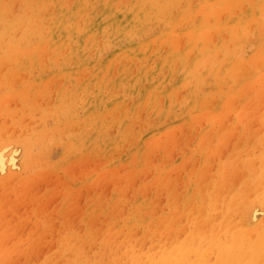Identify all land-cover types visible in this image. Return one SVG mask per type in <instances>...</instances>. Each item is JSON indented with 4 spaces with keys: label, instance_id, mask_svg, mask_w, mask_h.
Instances as JSON below:
<instances>
[{
    "label": "bare ground",
    "instance_id": "bare-ground-1",
    "mask_svg": "<svg viewBox=\"0 0 264 264\" xmlns=\"http://www.w3.org/2000/svg\"><path fill=\"white\" fill-rule=\"evenodd\" d=\"M118 1L120 2L119 4L116 3ZM183 1L184 0H182V2ZM189 1L190 0H185L186 4L191 3V1L190 2ZM207 1H209V0H207ZM235 1H238V2H236L237 5L240 2V0H235ZM235 1H234V3H235ZM262 1H264V0H262ZM15 2L20 7V11L19 12L16 11L17 14H16V12H15V14H12V8H13V4H15ZM182 2H181V0H162V2H160V0H139V4H138L137 0H100L99 1L100 13L95 14V9H91L93 2L91 3L89 0H0V25L2 26V28L0 30V84L7 83L8 86L10 85L11 81L17 76V73H19L18 72L19 67L24 66L25 68H27L26 72H28V74H29V71L31 72L34 67H36L37 65H41L40 64L41 61L39 60V58H38V60L34 58L36 56H40V55H38V54H41L40 51L43 52V54L47 60V62H45V63L55 65V64H58V61H56V56L58 54H63L64 55L63 57H65V59H66V57L68 55L70 57V54L71 53L73 54V52H75L76 54L74 56L76 57L77 54L79 55V54L84 53L85 52L84 50L86 47L88 49H90L89 47H92L90 45L95 43V37H97V39H98L99 35H100L99 37H102L103 34L105 36V33L109 34V32H111V34H114V35L126 34L127 38H128V36L131 37V35H134L136 32L135 31L136 29L134 30V27H133L136 24V23H134L136 20H138L140 22L141 20L143 21V19H145V21H146V18L159 19V17H161V15L165 14L166 12L171 11V13H172V10H170L171 7L174 9H177L179 12H181V14L183 15V19H184V22L181 23V28L183 26H185V27H187L186 30H184L182 28L183 31H181L179 29V31H181V32L178 33L177 35H173L172 30H169V31L166 30L168 32L164 33L165 32L164 31L163 34H161L160 36H158V34H160L158 31V34L156 35V37L158 36L157 38L149 39L148 37H146L144 40V43H142L141 45H137L139 43L137 41L138 42L137 44L131 43L130 46L124 47L121 52L115 53V55H113L115 57L113 59H111V60H114L112 62H115L116 59H119V60H116L117 62H119V61L121 62V60L123 59L124 61H128L126 64H125V62L124 63L121 62L123 64V67L124 66L127 67V66H131V65L135 64L136 59L134 58V56H136V58H138V60H137L138 63H140V61H141L140 58H143V57L147 58L146 57L147 56L146 48L148 47L149 42L156 40L154 42L158 43V45L159 44H161L163 46L165 44L168 45L169 50H170V55L173 58L180 61L181 67H179L177 69V73L181 79L180 81H182V82L184 81V83L189 82V84L192 87H194L195 85H197L200 82L203 73L210 72L214 76H215V74H217L218 63H219L218 55L220 53V52L218 53V51H221L224 58L230 59V65L227 67L228 70L226 72H230L229 74L232 75L231 78L233 81H232V84L227 87V90L220 94V96H221L220 100L221 101L220 100L219 101L220 102L223 101V102H222V104H220V103L219 104L222 106L223 105L225 106L226 103L231 102L235 98V99H237V101H235L236 104L234 103L233 106H235V108H236V105H237V103H239L240 100L238 101V97L236 98L234 96H236L237 94L240 96V92H243V93L249 94V95L252 94V97H251L252 100H250V103L248 102L249 100H246V99L245 100L250 105L252 102L255 103V105H252V107H250V109L252 108L253 111L250 112L249 116H247V113H246V110L249 109V106H248V109H245V111H244L245 113L243 115L241 113L236 114L238 112V111H236V109L238 108L237 110H240L239 107L241 105H244L245 101L240 102L239 104H241V105L239 107H237L236 109L233 107L235 112H236L235 115H233V116H231L232 114H230V115L228 114L227 116H222L219 119L218 118L215 119L214 122H212L214 117H211V115H209V114H207V116L209 115L210 118H212V120H211L212 125H213L212 129H214V130L215 129L219 130V127H221L224 124V120L228 119V118H231L229 120V122L232 126L233 125L239 126L237 134H236V139L234 140V142L235 141L236 142L235 143L232 142L233 146H231V149H233V150L237 149L239 144H240V141L242 140L241 138L244 135H246L247 132H249L251 134L250 136L252 137V139L254 138L253 144L257 147V152L259 151L256 154L255 153L256 149L253 150V147H251V148L253 151H255L254 154H253V151H250L251 149L244 151L245 149H247V146H248L247 139L249 140V138L246 136L247 139L243 138L246 140L244 142L245 145H244L243 149L237 150V151L232 150L233 152H230L231 156L229 158L226 155H224V158L225 157H227V158H225L224 160L222 159L223 161L218 160L216 162L217 164L216 163L214 164L216 167H218V169L215 168V166H214L213 170H215V171L210 172L211 177L209 175V178H210L209 180L206 179V181H202L201 178L203 176H205L206 174H203V176H202V175H199L200 173H198L197 178H199V177H201V178L195 179V175H196L195 173H197V171L199 169H201L200 168L201 165H203L206 162V161L205 162L201 161V163L198 166H196V169H195L196 171L194 172V175H193L194 179H192L193 177L191 178V175H190V177L187 176L186 178H184L183 179V186L179 192H175V190H173L174 188H171L169 186L170 184L167 185L168 181L171 178L170 179H168V178L164 179L165 175L162 174L163 177L162 176H161V178L159 177L161 182H159L158 185H160L161 183L163 184L162 189L165 190L167 202L165 204H163L162 206H164V207L167 206L168 209L167 208L166 209L168 211L167 212H164V211L159 212V210H158V214L156 213L157 215H155V221H156L155 225L152 223H151V225L146 223L144 228L142 230H140L141 231L140 233H138L139 229L136 230V228L134 226L138 220L139 214L142 215L141 216V219H142L143 217L149 215V212L152 211V208H153L152 203L153 202L149 201L148 198H147V200L149 201L148 202L149 205L146 204V208H145L144 212L138 211V213H137V209H136L137 206L136 205L132 206V205L128 204L131 199L129 200V202L123 204V206H120V204H118L117 202L114 203V212L111 214L115 213V214H117V216L125 217V215L128 212L133 213V221H130L128 224L124 223V225H126V227H127L126 230H124V227H120L119 229H114V225H112V223L110 222L111 220L107 222L104 219L105 221L102 220L101 223L96 221L97 223H99L98 226L96 224L92 225V223H94V220L91 224H90V222L86 221V218L84 220H82L81 221L82 227L84 228L83 230L85 231L84 235L87 236V239H81V237L78 234H76L78 232H72V231L70 232L69 226H68L69 222L67 223L68 217L65 216L64 218H61L62 214L59 212L61 214V215L59 214L61 219H59V217H58V219L60 220L59 225H57V226H59V230L54 235V237H53L52 241L49 243V245H47V250L45 249L46 252L44 251L43 256L38 257L36 255V253H35L36 257L34 255V252L38 248L37 240L39 238V235H37V233H36L38 231L36 230L35 226H32L30 229H34L33 231H29L30 229H28L29 234H30L29 237L31 236L30 238L32 239V244L30 246L28 245L24 248L21 246V244H18L17 241L12 243L9 248H6L5 244L3 245L4 247H2V244H1V247H0V264H11V263L12 264H264V218H261V219L259 218L260 220L257 222L254 221V218L256 217V215L258 213H260V211H258L259 209H257V207H258L257 204H260L261 208H264V144H262V146L257 145V141H258L257 136L261 135V137H264V102H262V104H260V102L257 101L261 97H264V60H262L261 62H257L256 57H254L255 59H253V57H250V54H249V56H247L245 58L241 57V55H242L241 52L242 53L245 52V51L241 50L242 47H244L243 45L244 44L249 45L247 48V52H248L250 47L253 45L252 41H254V43L256 45V50L259 48V51H260V47H261L260 45L262 43H264V13H262V16H260L259 18H256V17L254 18L253 15H251V12H249V11L242 12V11L238 10L239 13L235 17L234 13H233L234 11L232 12L230 9L226 8V11L224 12L225 17L222 20V23L219 22L221 24H219L217 26V29H218L217 33L220 34L218 40L215 43H213L212 46H206V45L204 46L203 44H205L206 39H208L210 34L214 33L215 28L213 27L214 29H213L212 33L210 31H208L210 34L204 37L203 35H205L206 32L204 34L202 33L203 28L207 27L210 24V22L209 21H202V23L199 22L198 24L195 25L193 20H192V18H193L192 14L191 13L185 14L182 10H180L182 8L181 7ZM232 2H233V0H232ZM261 2L258 4L260 5ZM195 3H197V6H202V8L197 7L199 10H201V9L203 10V8H205V5H207L206 0H198V2H195ZM195 3H193V4H195ZM230 3H231V0H227V6L228 7H229L228 4H230ZM145 4H147V5L149 4V6H147L148 9L147 8L144 9L145 6H143V5H145ZM203 4H205L204 7H203ZM224 5L226 6L225 2L223 4V6ZM89 6H91V7H89ZM190 6H191V4H190ZM194 6L192 5V7H194ZM211 6H212V3H211ZM27 7L31 8L30 13H28L26 11ZM213 8H215V6ZM218 8L219 9L215 8L216 11L222 10L221 6H218ZM215 9H213L212 11H214ZM235 9H237V8L235 7ZM262 9H264V8H262ZM54 10H57L59 13V16L57 18H53V16H52L53 13H55ZM223 10H225V7H223ZM150 11H152L153 14ZM194 11L195 10H193V12ZM197 11H196V13H198ZM203 11H205V10H203ZM215 13H217V12H215ZM177 14H179V13H177ZM212 14H213V12H212ZM217 14L218 15H216V16H218V18H219V19H217V21H218L222 18L223 15H221V14H223V13L222 12L220 13L221 17H219V12ZM90 16H93V18H94L93 21H89V20H91L89 18ZM125 16L127 18L123 21L122 18H124ZM197 16H198V14H197ZM169 17H170V15H169ZM175 17H176V15H175ZM175 17H173V18H175ZM207 17H209V16H207ZM207 17L205 16L204 18L207 19ZM150 19H149V21H150ZM209 19H210V17H209ZM168 20L166 21L167 22L166 26L169 29L170 28L172 29V28H174L175 23L176 22L179 23V21L181 19L179 17L177 19H173V20L170 19L169 21ZM217 21H215L216 25H217ZM159 22H161V21L159 20ZM252 23L254 26L250 27V29H249L248 26L249 25L251 26ZM143 25H141V26H143ZM177 25L180 26L179 24H177ZM162 26H160V29ZM142 28H141V30H142ZM146 28L149 31L150 24L148 26H146ZM217 29H215V30H217ZM141 30H140V33H141ZM148 31L146 30L145 32H148ZM194 31H196V33ZM142 32H143V30H142ZM193 32H194V34H193ZM140 33H138V34H140ZM77 34L80 35V38L78 41L75 40V37ZM215 35H216V32H215ZM104 36H103V38H104ZM140 36L142 37L144 35H142V33H141ZM149 36H151V35H149ZM33 37H34V39H33ZM22 38H26V41H27V43L24 46H21V43H20V42L24 41V40L20 41V39H22ZM107 38H109V37H106V39L103 40V43H106V45H108L107 44V42H108ZM214 38H216V37H214ZM214 38H213L212 42L215 40ZM146 39L151 40V41H147ZM179 39L183 40V46H184V49H183L184 52L183 53H180L179 49H177L178 48L177 47V41ZM250 41L252 44L249 43ZM154 42L150 43L149 46L150 45L153 46ZM231 42H232L233 46H230ZM106 45H104V46H106ZM194 45H196V47H197V56H196V59L193 61L194 66L193 67L191 66L192 68L189 69L188 71H186L183 69V67H184L183 66L184 56L186 55V57H187L186 52ZM94 46H96V45L94 44ZM104 46H102V48ZM97 47H99V43L97 44ZM209 47H211V48H209ZM153 48H154V46H153ZM87 50H86V52H87ZM90 50H92V49H90ZM156 50H157V48H156ZM98 51H97V53H98ZM153 51H155V50H153ZM86 52H85V54H86ZM91 52L93 54V51H91ZM262 54H264V53H262ZM189 56H190V52H189ZM45 58H43V60ZM77 58H79V57L77 56ZM153 58H155V57H153ZM262 58H264V57H262ZM164 59H165V57H164ZM175 59L174 60L173 59L167 60L165 62L166 66H167L166 70L168 71V74L173 73V70L171 67L176 64V63L173 64L174 61L175 62L177 61ZM107 60H109V59H107ZM143 60H144V58H143ZM155 60H157V56H156ZM257 60L259 61L260 58H257ZM67 62H68V60H67ZM148 62H147V64H148ZM63 63L65 64V62H63ZM107 63L110 64V62H107ZM162 63L160 62V64H162ZM64 64L61 63L60 68L62 69V72L65 73V79H68L72 74L66 70L67 67ZM141 64H144V63H141ZM153 64H154V62L152 63V66H153ZM67 65H69V64H67ZM113 65H114V63H113ZM4 67L7 68L6 71H3L5 69ZM56 67H58V66H56ZM98 67H100V66H98ZM117 67H121V65H119ZM160 67L158 68L159 71H160ZM2 68H4V69L2 70ZM38 68H39V66H38ZM107 68H108V66H107ZM147 68L149 70L150 67H146V69ZM126 69L127 68H125V71H127ZM138 69H139V67H138ZM119 70H121V69H119ZM122 70H124V69L122 68ZM157 71H156V74H157ZM102 72L103 71L101 70L100 73L96 74L95 78H93L91 80V85H93L94 88H100L101 87L100 76H101ZM90 73H92V72H90ZM110 74H111V70H110V73L108 74V76ZM138 74H140V72H138L137 75ZM104 75H106V74H104ZM122 75H124V74H121L120 77ZM150 75H151V73H150ZM162 76H160L161 79L163 78ZM144 77H145V75H144ZM151 77L153 79V77L155 78V75L151 76ZM254 77H258V78L260 77L259 78L260 83L258 82L257 83L258 85H256V84L252 85L255 82L251 81L252 82L251 85H248L247 79L251 78V79L255 80ZM106 79H108V77ZM159 80H160V78H159ZM173 80H175V79H173ZM21 81H23V80H21ZM85 82H83L84 87L86 86ZM104 82H106V81L104 80ZM23 83L22 82L19 83V84H21L20 86H22ZM34 84H35V82H34ZM153 84H155V83H153ZM157 84H158V82H157ZM12 85H17V84H12ZM29 85L25 84V86H24V84H23V86L20 88L16 87V88H18L17 91L15 90L16 92L14 91L18 96V98H16V100L18 99L17 103H14V104H15V106H19V109H20L19 117L17 119L14 116V115H16V112H15L16 110L13 109V111H11V109L9 107H8L9 110H7V108L4 104L6 101L3 103H0V114H5V115L11 114L10 130H13L11 128V126L15 128V126L17 124L20 125L22 123V120L24 119L23 118V112H24L23 109L25 106H27L28 109L30 110L29 114L31 116H32L31 111L35 107H37L41 112L40 117L42 120L46 117V115H48V112L50 111V110L48 111V108L46 106V103L49 104L50 101H49V103H48V101L46 103L42 102L43 99H46V98H44V94L41 95L42 97L40 96V99H41L40 101L38 100V102H36L34 100V97L36 98L39 94H41L42 88L44 91H46V89L43 87L44 85L42 84V80H41V83L39 84V87H37V88L34 87L35 85H33V84L30 85V86H32V90H31ZM182 85H183V83H181V86ZM151 87L155 88L154 85H152ZM107 88H106V90H107ZM161 88H162V86H161ZM184 88L186 89L185 85H184ZM103 89L104 88H102L99 91L100 97H103L105 95L104 93L106 90L104 89V91H103ZM155 89H154V91H155ZM158 89H156V90H158ZM174 90H173V93L176 94L177 91L174 92ZM180 90H182V88ZM29 91H30V93L32 92V97L34 95L33 98L30 95L28 97H25L26 96L25 94H30ZM52 92H54V94L52 93L51 97H52V95L55 97V99L53 101L54 104L51 106V108H53V106H55V108H53L51 111L52 115L55 118L54 120H57V122H58L59 121V114L62 113V114H65L64 116H65V120H67V123L69 121H72L76 116L75 112H77V109L75 108V106L78 105V101H79V99L76 101V99L78 97V96L76 97L77 90L74 94H71V96L66 98V96L64 95V93H65L64 83L63 84L59 83V86L56 87ZM91 92H93V91H91ZM91 92H90V94H92ZM147 92L149 93V91H147ZM147 92H145L146 95H147ZM167 92L169 93L170 91H167ZM187 92H188V90H187ZM15 93L13 95H12V93L9 95L14 96ZM84 94L87 95V93H83V95ZM177 94L179 95L178 92H177ZM189 94L190 93L186 94V96H188V98H189ZM158 95H159V93H158ZM182 95H183V93H181V97H182ZM212 95H213V97L211 96L212 100H215V98H216L215 96H217V94L215 96H214V94H212ZM253 95H254V97H253ZM29 97H31L32 100H30ZM120 97H121V95L120 96L117 95V92H116V94H113L112 95V102L110 104L116 103V101L118 104L120 99H121ZM144 97H141L139 100H134L133 106L131 109V112L136 110L139 113V117H140L141 111H139L140 109L137 110L138 106H139L138 103L141 102V104H142L144 102V104H145L147 98H144ZM153 97L155 99V96H151L149 99V102L147 103L148 108L151 106V104L154 100ZM211 98L209 97V100ZM80 99H81V97H80ZM85 99H83L82 101H84ZM100 99L101 100H98V102L103 100L102 98H100ZM185 99L186 98H184V101H185ZM249 99H250V97H249ZM12 100L10 97L9 102ZM47 100H49V97L47 98ZM52 100H53V98H52ZM200 100H202V98ZM212 100H211V102H214ZM181 101H182V98H181L180 102ZM80 102H81V100H80ZM86 102H87L86 106L84 105L82 107V105H81V107L84 111L83 112L84 115H82V116L83 117L85 116L84 117L85 123H84V127L81 128L80 138H78L77 134H76L75 129H77V128L72 127L69 124H67V125L65 124L66 126H64L63 129L61 128L62 130L55 127V130L49 131L48 128L44 127L43 122H42L43 127L41 129H39L37 132L33 131L34 133L32 132V136L31 135H29V137L22 136L23 131L20 132V133H22L20 135L18 133H16L18 130L16 132L12 131L13 133L10 131L11 133L6 140L8 141V140L14 139L15 141H17L18 146L20 147L22 154H23L25 159H31L30 158L31 155H30L29 151L32 149L33 144L39 145V141H45V139H47L45 141V143H46L48 140L49 141L53 140V138L57 135H60L62 137V134H65V136L67 138L66 142L64 143V145L67 149L71 148V147H76L78 149L81 147L82 153L84 151L92 149L91 143H92V141L95 142L93 140L95 136H97V137L100 136L98 138L101 140L102 143H106V147L111 146L113 142L110 141L109 138H108L109 140L104 141L102 139L103 138L102 135H100V131H97V132L94 131V134L91 133L90 128H92V129L94 128V130H96L99 125L103 124L104 118L102 117L103 116L102 112L99 113L98 115L95 114L96 112L94 113V111L96 109L95 106H94V111L91 110V113H88L90 106H93L96 103L94 101V98L91 95H90V97L87 98ZM194 103H195V106L198 104L196 101H194ZM202 103H204V101L203 102L201 101V104ZM206 103H207V101H206ZM231 103H229V105ZM247 104H245L246 107H247ZM9 105L11 106V104H9ZM122 105H123V103H122ZM167 106L170 107L169 104H167ZM11 107H13V106H11ZM100 107L102 108L103 105L101 104ZM151 107H153V106H151ZM220 107H219V109H220ZM243 107H245V106H243ZM222 108H224V107H222ZM243 109L244 108H242V110ZM101 110L103 111V109H101ZM144 110L145 109L143 108L142 114H144L143 113ZM151 110H152V108H151ZM146 111H147V109L145 110V112ZM202 111L200 110L198 112H202ZM213 111H214V109H212L211 112H213ZM230 111H232V110H230ZM230 111L228 113H230ZM131 112H130V115H131ZM208 112L210 113V111H208ZM33 113H34V110H33ZM51 113H49V114H51ZM191 113H192V111H191ZM124 115H126V111H125ZM196 115H198V114H196ZM27 116H29V115L27 114L26 117ZM33 116H34V114H33ZM133 116H135V115H133ZM192 117H193V119L195 118L194 116H192ZM149 119H150V117L148 118V121H149ZM35 120H36V118H35ZM144 120L145 121H143V122H147V125H148L149 122L146 119H144ZM197 120H199V118ZM5 121L6 120L3 121V123H4L3 126H0V127H2L0 130H2V131H4L5 129L7 131V128H4V127H7V125H9L8 124L9 122L5 123ZM55 124H58V123H55ZM198 124H200V123H198ZM0 125H1V123H0ZM35 125L36 124H34V128H35ZM127 125H128V123L124 124L123 126L121 124L120 129H119V131H120L119 135L123 136V141L128 136H130L131 134H134V131H135L131 127H127ZM142 125H143V123H142ZM246 125H250V129L246 130ZM25 127L23 126V129ZM19 128L21 129L22 127L20 126ZM165 128H166V126H165ZM205 128H206V126H205ZM205 128L203 127V130ZM16 129H18V127ZM52 129H54L53 126H52ZM236 130H237V128H236ZM31 131H32V129H31ZM200 133H203V132H200ZM209 133L207 134L208 135L207 137L205 136L207 139L210 138ZM215 133H216V131H215ZM211 134H212V132H211ZM6 135L8 136V134H6ZM202 135H200V137ZM205 137H202L205 139L204 142L206 141ZM211 138L214 139V137H211ZM211 138H210V142H208L210 144L212 143ZM228 140L229 139H227V141ZM194 142H195V140H194ZM200 142L201 141H199V143H197L198 149L200 147H202V145H200ZM42 143H44V142H42ZM42 143H41V146L39 145V147H42V145H43ZM210 144L208 146L206 145V147L204 148L205 149L204 154L208 155L210 153L215 152V148H214L215 146H216V152L215 153L217 154V152H218L217 146L218 145H212V144L210 145ZM214 144H216V143H214ZM226 145H228V144H226ZM144 148H146V147H144ZM141 150H142V148H141ZM145 150H147V149L142 150L141 157H142V154L144 155ZM220 152H222V150ZM28 154L30 155V157H28L29 156ZM219 154H217V156ZM190 155H192V153H190L188 155V157H190ZM235 155H237V157H235ZM143 157H145V155ZM0 159H1V157H0ZM133 159H136V158H132V160ZM218 159H220V157ZM207 160H209V159H207ZM257 160H258V162H257ZM255 162H257V164ZM30 163H32L33 166L34 165L39 166L41 162L38 158L35 157L34 159H31ZM208 166H210V165H208ZM219 167H221V168L219 169ZM216 169H217V172H220V173H218L220 175V177L218 176L219 178H217V179L215 176V175H217ZM199 171L200 172L202 171V173H206L203 170H199ZM163 172H165V171H163ZM13 174L15 175V173H13ZM13 174H11V173L8 174L6 180H3V179L0 180V199H1V201H0V217H1V220H0V239L5 238V235H6L3 223H6V222L8 223V221H9V220L5 221V218L7 216V215H5V211L7 209L4 208L3 203H4V201H8L10 199V193H11L12 189L17 188V186H19V183H20L19 180H15L13 182V178L11 177V175H13ZM170 174L171 173H168L167 175H169V177H170ZM171 177H172V179H174L173 176H171ZM11 178H12V180H11ZM151 180H153V179H151ZM154 180H157V179L155 178ZM127 181L131 182V180H129V179H127ZM145 183H142L141 187L146 192L147 184H145ZM241 184L245 185L247 187V190H249V195L247 196V198L244 197V194L248 191H245L246 190L245 188H240V186L241 187L243 186ZM18 189L19 188H17V190ZM117 193H118L117 189L114 188L112 198L116 199ZM129 195H132V194H129ZM146 195H148V194H146ZM146 195H144V196H146ZM135 196H137V195L135 194ZM132 197H134V196H132ZM243 197L246 199H243ZM135 198H133V199H135ZM179 198H180L181 203H178ZM206 199L208 200L209 203L212 201L214 202L213 207L216 205V201H217L216 199L219 200V202L217 203L216 209H215V207L211 208V209L209 208V210H211L212 212L206 210L207 207H206V203L204 202ZM67 202H69V200ZM65 203L63 201V204H65ZM210 205H212V204H210ZM254 205H256L257 207L255 208ZM94 206L96 207V205H94ZM252 206H254V207H252ZM132 207H134V209ZM93 208L91 207L90 209H93ZM253 208H255L256 211H258V213L256 212V214H254L255 211L253 210ZM163 210H165V209L163 208ZM250 211H251V213H250ZM261 211H264V210H261ZM155 212H153V213H155ZM118 213H120V214L118 215ZM39 214H41V213H39ZM212 214H213V216H212ZM252 214H253V217L255 215L254 218L252 217ZM113 218H114V216H113ZM44 220L46 221L45 226L47 227L49 225V220L46 219V217L44 218ZM123 220H124V218H123ZM9 223H11V222H9ZM70 223H72V221H70ZM70 223H69V225H70ZM37 225H38V223H37ZM12 226L14 227L15 231H17L16 228L19 229L20 227H22V225L20 224V220H18V219L14 220ZM78 228L80 229L81 227L79 226ZM172 229L174 230V236L171 239H169L168 233L166 235V232H168L169 230H172ZM156 237H157V240H155ZM25 239L27 240V238H25ZM28 240H30V239L28 238ZM130 250L133 253H130Z\"/></svg>",
    "mask_w": 264,
    "mask_h": 264
},
{
    "label": "rangeland",
    "instance_id": "rangeland-1",
    "mask_svg": "<svg viewBox=\"0 0 264 264\" xmlns=\"http://www.w3.org/2000/svg\"><path fill=\"white\" fill-rule=\"evenodd\" d=\"M89 1L91 3L93 2V5L91 4L92 7L91 6H89V7H91V9H95V14H99L100 13V11H99L100 10V6H99L100 0H97V1L96 0H89ZM190 1H191V3L186 4L185 0L183 2L181 0V2H182L181 7L182 8L180 10H182L185 14L191 13L192 17H193L192 20H193L195 25L198 24L199 22L202 23V21H209L210 22V24L207 27L203 28L202 33L204 34L206 32L205 35H203L204 37L210 34L208 31H210L212 33L213 29L214 28L217 29V26L222 23V20L225 17L224 12L226 11V8L230 9L232 12L234 11L233 13H234L235 17L238 15L239 11H242V12L249 11V12H251V15H253L254 18L255 17L259 18L260 16H262V13H264V9H262V8H264V1H262V0H240L238 5L236 4V2H238V1L233 0V2H232V0H231V3L228 4L229 7L227 6V0H209V1L206 0L207 5L203 4V7L205 5V8H203V10H205V11H203L202 9L199 10L197 8V7L202 8V6H197V3H195V2H198V0H190ZM234 1H235V3H234ZM160 2H162V0H160ZM224 2H225L227 7L225 5L223 6ZM260 2L262 5L258 4ZM116 3L119 4L120 2L118 1ZM137 3L139 4V0H137ZM193 3H195V4H193ZM211 3H212V6H211ZM16 4H17L16 2H15V4H13L12 14H15L16 11L17 12L20 11V7L18 6V4L17 5ZM190 4H191V6H190ZM192 5L193 6L195 5V6L192 7ZM217 5L221 6V8H222L221 11H219V10L216 11V9H219ZM143 6H145L144 9H146V8L148 9L147 6H149V4L148 5L145 4ZM214 6L216 9L213 8ZM223 7H225V10H223ZM235 7L237 9H235ZM213 9H215V10L212 11ZM170 10H172V13H171V11L166 12L165 14H162L161 17H159V19L146 18V21H145V19H143V21L141 20L140 22L138 20H136L137 22L135 21L134 23H136V24L133 26L134 30L136 29L135 30L136 32L134 35H131V37L128 36V38H127L126 34L114 35V34H111V32H109V34L105 33V36H104V34L102 33L104 38H103V36L99 37L100 35L98 36V39H97V37H95V43L94 44L96 46H94V44L90 45L92 47L88 46L92 50H90L86 47L88 49L87 50L85 48V50H84L85 52L87 50L86 54L84 52V53L79 54V55L77 54L75 57L74 55L76 53L73 52V54L71 53L70 57L68 55L66 57V59H65V57H63L64 56L63 54H58L56 56V61H58V64H55V65L45 63V62H47V60H46L43 52L40 51L41 54H38V55H40L41 57L36 56L34 58L37 60L39 58V60L41 61V63H40L41 65H37L36 67H34L33 68L34 70L32 69L31 72L29 71V74H28V72H26L27 68H25L24 66H22L23 68L19 67V69H18L19 73H17V76L13 79L14 81L13 80L11 81V83L9 85L10 87L7 85V83L0 84V87H1L0 88V103H3L6 101L4 104L7 108V110H9L8 107L11 109V111H13V109L16 110L15 112H16L17 116L14 115L16 119L19 117V113H20L19 106H15V104H14V103H17V100H18V99L16 100V98H18L17 94L15 93L18 89L16 87L20 88L23 86V84H24V86H25V84H27V85L33 84V85H35L34 87L37 88V87H39V84L41 83V80H42V84L44 85L43 87L46 89V91H44L43 88L41 87L43 91L41 90V94H39L36 98L33 95L34 100L36 102H38V100L40 101L41 100L40 96L42 94H44V98H46V99H43L42 102L46 103L48 101V103H49V101H50L49 104L46 103L48 111L49 110L50 111L48 112V115H46V117L44 118L45 120L41 119V117H40L41 112L37 107H35L36 109L35 108L33 109L34 113H33V110L31 111V113H32V116H31L29 114L30 110L28 109L27 106H25L23 109L24 110V112H23V118L24 119L22 120V123L20 125L15 124L16 125L15 128L11 126V128L13 130H10L11 114H7V115L0 114V120H1L0 126H3L4 120H6L5 123L9 122L8 123L9 125H7V127H4V128H7V131H6V129L4 131L0 130V133L2 132L0 134V152H1L0 153V157H1V159H0V180H2V179L6 180L8 174L15 173V175L14 174L11 175V177L13 178V182L15 180H19V182H20L19 186H17V188H19V189L18 190H17V188H14L15 190L12 189V191L10 193V199L8 201H4V203H3L4 208L7 209L5 211V215H7L5 218V221L6 220L7 221L9 220V221H8V223L7 222L3 223L6 235H5V238L0 239V247H1V244H2V247H4L3 245L5 244L6 248H9L10 245L12 243H14L15 241H17L18 244H21V246L24 248L28 245L30 246L32 244V239L30 238L31 236L29 237V235H30L29 231H33L34 229H30V228L32 226H35L36 230L38 231L36 233H37V235H39V238L37 240L38 248L34 252V255L36 253V255L38 257H41V256H43L44 251L46 252L47 245H49V243L52 241L54 235L59 230V226H57V225H59V222H60L59 219L64 218L65 216L68 217L67 223L68 222L70 223V221H72V223H70V225L68 223L69 231L70 232L71 231L72 232H78L76 234H78L81 237V239H87V236L84 235L85 231L83 230L84 228L82 227V222H81L85 218H86L87 222H90V224L94 220V223H92V225L96 224L97 226L99 225V223H97V222L101 223V221L104 219L107 222L111 220L110 222L112 223V225H114V229H119L120 227H124V230H126L127 227H126V225H124V223L128 224L130 221H133V213L128 212L125 215V217L121 216L122 218L120 216H117V214H115V213L114 214H111V213L114 212V203L115 202L120 204V206H123V204L129 202L130 199H131L130 200L131 203L129 202L128 204H130L132 206L136 205L137 206L136 207L137 213H138V211L144 212V210L146 208V204L149 205V203H148L149 201L153 202L152 203L153 208H152V211L149 212V215H147L141 219L142 215L139 214L138 220L135 223L134 227L136 228V230L139 229L138 233H140L141 232L140 230H142L144 228L146 223L149 225H151V223L155 225V223H156L155 215L158 214V210H159V212H161V211L167 212L168 211L167 206L166 207L162 206L163 204H165L167 202L165 190L162 189L163 184L161 183L160 185H158L159 182H161L160 178H161L162 174L165 175L164 179H166V178L172 179L171 176H173L174 179H172V180L170 179L168 181L167 185L170 184L169 186L171 188H174L173 190H175V192H179L183 186V179L186 178L187 176L190 177V175L192 178L194 175V172L196 171L195 170L196 166H198L201 163V161H204V162L206 161V162L203 165H201V167H200L201 169H199V170H203L206 173H202V171L200 172L198 170L197 173H195L196 174L195 179L197 178L198 173H200L199 175H202V176H203V174H206L202 178L199 177L202 179V181H206V179L209 180L210 179L209 175L211 177L210 172L215 171V170H213L214 166H215L214 164L218 160L223 161L225 158H227V157L229 158L231 156L230 152L241 150L244 148V145H245L244 142L246 140L243 138L247 139V137H248L250 140L249 141L247 139L248 146H247V149H245L244 151H247L250 149H251L250 151H253L254 149H256L255 150L256 152L253 151V154H254V152L256 154L259 152V151L257 152V147L253 144L254 138L252 139V137L250 136L251 134L249 132H247L246 135H244L241 138L242 140L240 139L241 141L239 140L240 144H239L237 149H234V150L231 149V146H233L232 142H234V140L236 139V134H237V131L239 128V126H235V125L232 126L230 124L229 120L231 118L225 119L224 124L221 127H219V130L218 129H215V130L212 129V127H213L212 122H214L215 119H217V118L219 119L222 116H227L228 114L229 115L232 114L231 116L235 115V113H236L234 110L235 106H233V105H234L235 101H237V99H235L234 97H236V98L238 97V101L240 100L239 103L242 101H245V104H247L248 102L250 103V100H252L251 99L252 94L249 95V94H245L243 92H240V96L237 94L236 96L233 97L234 99L231 101L232 103L229 102V103H231L230 105H229V103H226L227 105L225 104V106L220 105L223 102V101L220 102L221 101L220 100V98H221L220 94L222 92H225L227 90V87L230 86L232 84V81H233L231 78L232 75L229 74L230 72H226L228 70L227 67L230 65V59L224 58L221 51H218V53L219 52L220 53L218 55L219 63H218L217 74H215V76H214L210 72L203 73L200 82L197 85H195L194 87H192L189 84V82L184 83V81L183 82L180 81L181 79L177 73V69L179 67H181L180 61H178L177 59L173 58L170 55V50H169L168 45H166V44L164 46L161 44L158 45V43L154 42L156 40L151 41V40L146 39L147 41H151V42H149V44L154 42V44H153L154 48L152 45H150L151 46L150 47L148 44V47L146 48V50H147V56L146 57L147 58L143 57L144 60H143V58H140V60H141L140 63H138V61H137L138 58H136V56H134V58L136 59V61L134 60L135 64L137 63L136 65L134 64L131 66H127V67L124 66L123 67L122 63L125 62V64H126L128 62V61H124L123 59H122L123 61L121 60L122 63L120 61L119 62L116 61L119 59H116L115 62H112L114 60H111V59H113L115 57L113 55H115V53H117V52H121L124 47L130 46L131 43L137 44L139 42L137 45H141L142 43H144V40L146 37H148L149 39H155L158 36H160L161 34H163L164 31H165L164 33H166L169 30H172L173 35H177L181 31H183V29L186 30L187 27H185V26L182 27L183 29L181 28V23L184 22L183 15L181 14V12H179L177 9H174L172 7ZM193 10H195V11L193 12ZM26 11L28 13H30L31 8L27 7ZM54 11H55V13H53L52 16H53V18H57L59 16V13L57 10H54ZM196 11L198 13H196ZM17 12H16V14H17ZM150 12H152V11H150ZM212 12H213V14H212ZM215 12H217V13L219 12V17H221V15H223L222 18L218 21H217V19H219V18H218V16H216L218 14ZM221 12L223 14L220 15ZM177 13H179L180 15ZM152 14H153V12H152ZM197 14H198V16H197ZM169 15H170V17H169ZM175 15H176V17H175ZM172 16L175 18H173ZM205 16L206 17L209 16L210 19H209V17H207V19L204 18ZM179 17L181 20L179 21V23H177V22L175 23L174 28L169 29L166 26V23H167L166 21L168 19L173 20V19H177ZM89 18L91 19L89 21H93V19H94L93 16H90ZM126 18L127 17L125 16L124 18H122V20L124 21ZM149 19L151 22L149 21ZM159 20L161 22H159ZM215 21H217V25L215 24ZM219 22H221V23H219ZM253 23L251 24V26L250 25L248 26L249 29H250V27L254 26ZM149 24H150L151 30L149 29V31H148V29H147L148 27L146 28V26H148ZM177 24H179L180 26H178ZM141 25H143V26H141ZM160 26H162L161 29H160ZM1 28H2V26L0 25V30H1ZM141 28H142L144 33L142 32ZM179 29L181 31H179ZM215 29H214V33L210 34L208 39H206L205 44H203L204 46L205 45L206 46H212L213 43H215L218 40L220 34L217 33L218 29L217 30H215ZM140 30H141L142 35H144L142 37L140 36V34H141ZM146 30L148 32H145ZM166 30H168V31H166ZM158 31L160 34H158ZM194 32L196 33V31H194ZM194 32H193V34H194ZM215 32H216V35H215ZM138 33H140V34H138ZM157 34H158V36L156 37ZM149 35H151V36H149ZM213 36L216 38H214ZM106 37H109V38H107L108 42L110 41L109 43L107 42L108 45H106V43H103V40L106 39ZM79 38H80V35L77 34L75 37V40L78 41ZM213 38L215 40L212 42ZM33 39H34V37H33ZM20 41H23V42H20L21 46H24L27 43L26 38H22V39H20ZM98 43H99V47H97ZM249 43H251V41ZM252 43H253V45L250 47L248 52H247V48L249 45L248 44L243 45L244 47H242L241 50L245 51V52H243V53L241 52V54H242L241 57L245 58V57L249 56V54H250V57H253V59H255L254 57H256V61L261 62L262 60H264V58H262V57H264V54H262V53H264V43H262L260 45L261 46L260 51H259V48L256 50V45H255L254 41H252ZM104 45H106V46H104ZM102 46H104V47L102 48ZM230 46H233L232 42L230 43ZM177 47H178L177 49H179L180 53L184 52V50H183L184 46H183V40L182 39H179L177 41ZM156 48H157V50H156ZM209 48H211V47H209ZM153 50H155V51H153ZM91 51H93V54ZM97 51H98V53H97ZM189 52H190V56H189ZM186 54H187V57L185 55L184 60H183V62H184L183 66L184 67L183 66L182 67L184 70L188 71L189 69H191L194 66L193 61L196 59V56H197L196 45L192 46L186 52ZM77 56L80 59L77 58ZM156 56H157V60H155ZM153 57H155V58H153ZM164 57H165V59H164ZM43 58H45V59L43 60ZM106 58L109 60H107ZM257 58H260V60L258 61ZM172 59L173 60L175 59L178 62L177 61L173 62V64L176 63L174 66L171 67L173 70V73L168 74V71L166 70L167 66H166L165 62L167 60H172ZM67 60H68V62H67ZM151 60L154 62L153 66H152L153 62ZM63 62H65V64ZM107 62H110V64ZM147 62H148V64H147ZM160 62L161 63L163 62V63L160 64ZM61 63L64 64L67 67L66 70L72 74L68 79H65V73L62 72V69L60 68ZM113 63H114V65H113ZM141 63H144V64H141ZM67 64H69V65H67ZM106 65L108 66V68ZM119 65H121V67H117ZM38 66H39V68H38ZM56 66H58V67H56ZM98 66H100V67H98ZM138 67H139V69H138ZM146 67H150L149 70H148V68L146 69ZM159 67H160V71L158 70ZM4 68H2V70L4 69L3 71H6L7 68L6 67H4ZM122 68L124 70H122ZM125 68H127L126 69L127 71H125ZM119 69H121V70H119ZM101 70L103 71L101 76H100L101 87L100 88H94L93 85H91V80L93 78H95L96 74L100 73ZM110 70H111V74L108 76V74L110 73ZM156 71H157V74H156ZM90 72H92V73H90ZM138 72H140V74L137 75ZM150 73H151V75H150ZM104 74H106V75H104ZM121 74H124V75H122L120 77ZM144 75H145V77H144ZM154 75H155V78L153 77V79H152L151 76H154ZM160 76H162L163 78L161 79ZM107 77H108V79H106ZM159 78H160V80H159ZM254 78H255V80H253L251 78L247 79L248 85H251L252 82H255L252 85H255V84L258 85L257 83L258 82L260 83V79H259L260 77L259 78L254 77ZM173 79H175V80H173ZM21 80H23V81H21ZM104 80L106 82H104ZM21 82L22 83L24 82L22 84V86H20L21 84H19ZM34 82H35V84H34ZM83 82L86 83L85 87L83 86V84H84ZM157 82H158V84H157ZM59 83L60 84L64 83V88H65L64 95L66 96V98L71 96V94H74L77 90L76 97L77 96L78 97H77L76 101L79 99L78 105L80 107L78 105H76L77 107L75 106V108L77 109V112L74 111L76 113V116L72 121L68 120L69 121L68 123H67V120H65V116H64L65 114L60 113L59 114V121L57 122V120H54L55 118L51 113L52 109L55 108V106H53V108H51V106L54 104L53 101L55 99V97L53 95L51 97V94L52 93L54 94V92H52V91L56 87L59 86ZM153 83H155V84H153ZM181 83H183V85H182L183 87L181 86ZM12 84H17V85H12ZM152 85H154L156 89L159 88L160 90L159 89L156 90L154 87L152 88L151 87ZM184 85H185L186 89L184 88ZM161 86H162V88H161ZM30 88L32 90V86H30ZM88 88L89 89L91 88V89L89 90ZM102 88H104L105 90L107 88V90L104 93L105 95L103 97H100L99 91ZM181 88H182V90H180ZM104 89H103V91H104ZM154 89H155V91H154ZM173 90H174V92L177 91L179 93V95L177 94V92H176L177 95L174 94ZM187 90H188V92H187ZM91 91H93V92H91ZM115 91L117 92V95H119V96L121 95V97H120L121 102L119 101V103L117 104V101H116V103L110 104L112 102V95L116 94ZM147 91H149L150 94ZM167 91H170V92L168 93ZM13 92L15 93L14 96H12L14 94ZM90 92L92 94H90ZM145 92H147V95L145 94ZM8 93L9 94L12 93V95H9ZM29 93H30V91H29ZM83 93H87V95L86 94L83 95ZM158 93H159V95L160 94L161 95L159 96ZM181 93H183L182 97H181ZM187 93H190L189 98H188V96H186ZM7 94L11 97V100L13 98L15 100L13 99L12 101L9 102L10 97ZM212 94H214V96L217 94V96H215L216 97L215 100H212V98H211V96L213 97ZM25 95H26L25 97H28L29 95L32 97V92L30 94H25ZM90 95L94 98V101L96 103L93 106H90L88 113H91V110L94 111V106H95L96 109H95L94 113L96 112L95 114L98 115L99 113L102 112L103 113L102 117L104 118V122L102 125H99L96 130H94V128L93 129L90 128L91 130L90 129L89 130L91 131L92 134H94V131H96V132L100 131V135H102V137H103L102 139L104 141H107L110 139V141L113 142L111 146L106 147V143H102L101 140L98 138L100 136H98V137L95 136L93 139L95 142L92 141V143H91L92 149L84 151L82 153L81 147L78 149L76 147H71V148L67 149L64 145V143L67 140L65 134H62V137L60 135H57L53 138V140H50V141L48 140L46 143H45V141L47 139H45V141H39L40 146H41L42 142L45 143V144L42 143L43 144L42 147H39L38 144H35V145L33 144V147L31 149L32 151L31 150L29 151L31 157L29 154H28L29 155L28 157H30L31 159H34L36 157L41 162L39 166H35V165L33 166L32 163H30L31 159H25L24 158L22 151H21L20 147L18 146L17 141H15L14 139L8 140V141L6 140L12 131L16 132L18 130L19 132L17 131L16 133H18L19 135L23 133L22 136L29 137V135L32 136L33 131L37 132L39 129H41L43 127V125H44V127L48 128L49 131H51V130H55V127L59 128V129H61V128L63 129V127L66 126L67 124L71 125L72 127L77 128V129H75L76 134H77V137L80 138L81 128L84 127V123H85V118H84L85 116L84 117L82 116V115H84L83 114L84 111H83L82 107L84 105L86 106V104H87L86 100L88 97H90ZM79 96L81 97V99ZM151 96H155V99L153 97V99H154L153 102L151 101L152 102L151 106H153V107H151V106L150 107L152 108V110L150 107L148 108V106H147V103L149 102V99ZM31 97H29L30 100H32V98H33V97L32 98ZM48 97H49V100H47ZM141 97L147 98V100H146L145 104H144V102L142 104H141V102L138 103L139 106H138L137 110L140 109L139 111H141L140 117H139V113L136 110L131 112V109H132L134 100H139ZM209 97L211 98L210 100H209ZM249 97H250V99H249ZM253 97H254V95H253ZM52 98H53V100H52ZM100 98H102L103 100L98 102V100H101ZM181 98H182V101L180 102ZM184 98H186L185 101H184ZM201 98H202V100H200ZM83 99H85V100L82 101ZM245 99L249 100V101L246 102ZM80 100L83 104L80 102ZM211 100L214 102H211ZM194 101H196L198 103L196 106H195ZM201 101L202 102L204 101V103L201 104ZM206 101L208 104L210 102L211 103L208 105L206 103ZM257 101H259L260 104H262V102H264V97H261ZM122 103H123V105H122ZM217 103L218 104L220 103V104L218 105ZM239 103H237L236 108L241 105ZM9 104H11V106H13V107H11ZM101 104L103 105L102 108L100 107ZM167 104H169L170 107H168ZM245 104L241 105L239 107L240 110H237L238 108L237 109L235 108L236 111H238L236 114L241 113L243 115L245 113L244 112L245 109H248V106H249V109L246 110V113H247V116L250 115V112L253 111V109L252 108L250 109V107H252V105H255V103L252 102L251 105L247 104V107ZM81 105H82V107H81ZM243 106H245V107H243ZM219 107H220V109H219ZM222 107H224V108H222ZM143 108L145 110L147 109L146 112H145V110L143 112L144 114L146 113L145 115L142 114ZM242 108H244V109L242 110ZM101 109H103V111ZM212 109H214V111H213L214 113L211 112ZM200 110L201 111L203 110V111L198 112ZM230 110H232V111H230ZM125 111H126V115H124ZM191 111H192V113H191ZM208 111H210V113ZM229 111H230V113H228ZM130 112H131V115H130ZM26 113L30 117L29 116L26 117V115H27ZM49 113H51V114H49ZM33 114H34V116H33ZM196 114H198V115H196ZM207 114L211 115V117H214V119L212 120V118H210L209 115L207 116ZM133 115H135V116H133ZM192 116H194L195 118L193 119ZM149 117H150V119L148 121ZM35 118H36V120H35ZM198 118H199V120H197ZM144 119H146L149 122L148 125H147V122H143V121H145ZM211 120H212V122H211ZM42 122H43V125H42ZM55 123H58L59 125L55 124ZM127 123H128L127 127H131L135 131H134V134H131L130 136H128L123 141V136L119 135L120 134L119 129H120L121 124L123 126L124 124H127ZM142 123H143V125H142ZM198 123H200V124H198ZM34 124H36L35 125L36 129L34 128ZM20 126L22 127L21 129L19 128ZM23 126L24 127L26 126V127L23 129ZM52 126L54 127V129H52ZM165 126H166V128H165ZM205 126H206V128H205ZM17 127H18V129H16ZM203 127L205 128L204 129L205 131L203 130ZM1 128L2 127H0V129ZM236 128H237V130H236ZM31 129H32V131H31ZM248 129H250V125H246V130H248ZM215 131H216V133H215ZM20 132H22V133H20ZM200 132H203V133H200ZM211 132H212V134H211ZM208 133H209L210 138L214 137V139L211 138V141H212L211 144L212 145H218L217 146L218 147L217 148L218 149L217 154L220 153L218 156L215 153L216 152V146L214 147L215 152L210 153L208 155L204 154L205 153L204 148L206 147V145L208 146L210 144V143H208V142H210V138H208V139L206 138L208 136L207 135ZM6 134H8V136ZM200 135H202V136L200 137ZM202 137L206 138L205 142H204L205 139ZM226 138L229 140L227 141ZM257 138H258L257 145L262 146V144H264V137H261V135H259V136H257ZM3 140L4 141L6 140L7 142L6 141L4 142ZM194 140H195V142H194ZM199 141H201L200 145H202V147H200L198 149L197 143H199ZM214 143H216V144H214ZM225 143L228 145H226ZM144 147H146V148H144ZM251 147H253V150ZM141 148H142V150L147 149L144 152L145 157H143L144 155L142 154L143 158L141 157V152H142ZM221 150H222V152H220ZM190 153H192V155H190V157H188V155ZM224 155H226L227 157L224 158ZM219 157L221 160L218 159ZM235 157H237V155H235ZM132 158H136V159L132 160ZM207 159H209V160H207ZM257 162H258V160H257ZM257 162H255V163L257 164ZM208 165H210L211 167ZM215 168L218 169V167H216V166H215ZM220 168L221 167H219V169ZM217 169H216V172H217ZM163 171H165V172H163ZM168 173H171L170 177H169V175H167ZM218 173H220V172H217V175H215L216 179L220 177V175ZM12 178H11V180H12ZM155 178L157 180H154ZM199 178H197V179H199ZM127 179L131 180L132 183L130 181H127ZM151 179H153V180H151ZM192 179H194V177ZM142 183L147 184L146 192L141 187ZM241 185H243V184H241ZM114 188H116L117 192H118L116 195L117 196L116 199L112 198ZM240 188H245L246 189L245 191H248L244 194V197L247 198V196L249 195V190H247V187L245 185H243L242 187L240 186ZM129 194H132V195H129ZM135 194L137 196H135ZM143 194L144 195L148 194V195L144 196ZM132 196H134V197H132ZM244 197H243V199H246ZM133 198H135V199H133ZM147 198L149 199V201L147 200ZM68 200H69V202H67ZM178 200L180 201V198ZM216 200H217L216 205L214 206L215 209H216L217 203L219 202L218 199H216ZM0 201H1V199H0ZM63 201H64V203L65 202L66 203L63 204ZM179 201H178V203H181V201L180 202ZM204 202L206 203V207H207V208L205 207L206 210L211 211V210H209V208L210 209L214 208L213 207V205H214L213 201L209 203L208 200L206 199ZM210 204H212V205H210ZM94 205H96V207ZM254 206H255V208L258 206L257 209H259L258 211H260V213H261V214L258 213V211H256L255 208H253V210L255 211L254 214H256V212L259 214V215L257 214L256 217L254 215L255 218L253 217V214H252L254 221L257 222L261 218H264V211H261V210H264V208H261L260 204H257V206L256 205H254ZM254 206H252V207H254ZM91 207L92 208L94 207V208L90 209ZM132 208L134 209V207H132ZM163 208L165 210H163ZM59 212L62 214L61 218H60L61 214ZM153 212H155V213H153ZM39 213H41V214H39ZM250 213H251V211H250ZM119 214L120 213H118V215ZM113 216H114V218H113ZM212 216H213V214H212ZM45 217H46V219L49 220V225L47 227L45 226V223H46V221L44 220ZM58 217H59V219H58ZM123 218H124V220H123ZM15 219L20 220V224L22 225V227H20L19 229L16 228L17 231H15L14 227L12 226ZM0 220H1V217H0ZM9 222H11V223H9ZM37 223H38V225H37ZM79 226L81 227L80 229L78 228ZM28 229H30V230L28 231ZM167 233H168L169 239H171L174 236V230L173 229L166 232V235H167ZM25 238H27V240ZM28 238L30 240H28ZM155 240H157V237L155 238ZM130 253H133V252L130 250ZM36 255H35V257H36Z\"/></svg>",
    "mask_w": 264,
    "mask_h": 264
}]
</instances>
